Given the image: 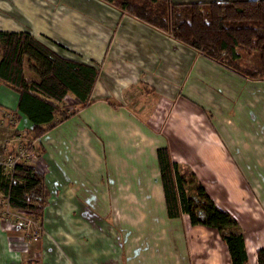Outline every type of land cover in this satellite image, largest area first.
I'll return each instance as SVG.
<instances>
[{
	"label": "crops",
	"instance_id": "crops-1",
	"mask_svg": "<svg viewBox=\"0 0 264 264\" xmlns=\"http://www.w3.org/2000/svg\"><path fill=\"white\" fill-rule=\"evenodd\" d=\"M13 1L17 10L5 15L14 21L0 30H28L61 55L95 64L99 74L88 104L37 138L41 164L28 163L44 176L42 231L34 248L21 253L0 216V264H128L127 241L141 235L137 264H189L196 248L185 231L215 230L190 224L186 214L167 215L160 146L200 179L218 205L221 194L238 198L243 189L264 210V79L241 76L98 0H46L42 15L39 0H32L33 18L18 11L25 0ZM20 16L31 29L22 27ZM38 17L53 41L34 30ZM76 47L82 56L69 51ZM28 70L25 59L26 76L37 79ZM16 102L17 93L0 82V121L3 111L14 114ZM14 115L19 128L30 129ZM128 228L135 232L129 235Z\"/></svg>",
	"mask_w": 264,
	"mask_h": 264
},
{
	"label": "trees",
	"instance_id": "trees-1",
	"mask_svg": "<svg viewBox=\"0 0 264 264\" xmlns=\"http://www.w3.org/2000/svg\"><path fill=\"white\" fill-rule=\"evenodd\" d=\"M103 1L170 32L241 76L264 79V0ZM252 53L257 54L259 66L242 62V55ZM25 59L37 79L26 76ZM98 74L95 64L61 55L28 30H0V82L17 93L14 114L30 123L29 131L36 138L88 104ZM156 158L167 215L186 214L190 224L215 230L226 247L229 264H248L245 237L235 229L236 218L212 199L192 171L187 175V170H181L167 146L156 149ZM12 174L10 183L0 174V188L9 206L41 220L44 176L21 158ZM190 183L192 194L187 189ZM254 261L264 264V247L256 249Z\"/></svg>",
	"mask_w": 264,
	"mask_h": 264
},
{
	"label": "rangeland",
	"instance_id": "rangeland-1",
	"mask_svg": "<svg viewBox=\"0 0 264 264\" xmlns=\"http://www.w3.org/2000/svg\"><path fill=\"white\" fill-rule=\"evenodd\" d=\"M98 1L103 4V6L111 8L114 7L113 5H110L103 0ZM32 3H34L32 0H25V2H21L20 5L23 6L20 7L18 11L22 12V14L27 13L28 15H30V18H33L32 15H35L36 7L31 9L30 4ZM38 3L39 7L37 11L44 9L43 5H47L46 0H39ZM13 9L17 10V5L13 0H0V28H8V22L13 23L14 20L8 19L5 15L6 11H11ZM73 10L75 11L74 8L68 7V12H71ZM15 12L17 11L11 12L8 15L10 17H15ZM42 12L43 11H40V15H42ZM122 12L126 11L122 10ZM80 13L82 14V12ZM126 13L133 16L129 12ZM58 14L59 12L55 11V15ZM73 14L79 16L78 12ZM83 15L87 17L88 21H90L91 18H94L91 14ZM17 19L18 22H22L23 28H30L31 23L28 22L27 18L25 19V17L23 18L20 16ZM97 19L102 22L101 16H99ZM33 24L35 26L34 30L39 36L43 37L45 41H53L52 39L47 37L44 31L42 32V27L44 26L43 17H38L37 19H35ZM19 26L20 25H17L16 27ZM10 27L15 28L13 27V25H10ZM165 32L169 36L173 37L170 32ZM59 42L60 41H58V43ZM51 43L57 45L59 49H65L62 45L58 44L57 42ZM76 49V51L72 49H70L69 51L72 55L82 56L81 50H79V48L77 47ZM242 62L250 66H259V58L255 53H252L250 55H242ZM28 74L30 76L34 75L30 69L28 70ZM35 76L37 77L36 74ZM66 103L67 102H63L62 104L66 105ZM2 114L3 118H1L0 121V160H3L8 156L18 155L21 159L26 162H33V164L36 165L41 164L39 163L40 159L38 158L40 153L38 152L37 148V138L29 130L24 129L22 125L21 126L23 128L18 127L20 126V124L18 123L19 117L15 115L9 117V115L5 111H3ZM17 128H19L20 130H18ZM27 145H31V151L27 149ZM28 150L32 153H35V156L33 157V155H27L26 152ZM181 170L186 171L187 169L186 167L181 166ZM185 174L188 175L189 171H186ZM196 179L200 181L198 177H196ZM192 184L193 183H190L187 186V189L191 194L192 192L190 190H192ZM242 185L245 184L243 183ZM240 191H242L243 193L241 194V197L238 198H233L232 196L226 198L224 194H221V197L218 199V203L220 205L225 204L227 210L236 218L238 225L235 227V229L244 234L246 246L248 248V264H255L254 260L256 249L259 247H264V210L258 207L256 203V198L253 196L252 193L245 190L243 191V189H241ZM2 194L3 193H0V214L3 217V210L5 208V204ZM8 210L10 211V213L7 214L9 217H3L6 220V223L4 222V226L6 227L7 231H14V233L16 234L14 239L18 241V250L23 253L22 251L25 252L28 249L34 248L31 247V243L35 242L38 239L39 234L42 231V227L38 226V217H36L34 214H30L29 212H25L26 214L16 213L15 209L9 207ZM18 222L21 224H19ZM87 222L88 225H86V227L88 228L89 226H91V224H89L90 222L88 220ZM128 231L130 232L129 235L135 232L133 228H128ZM185 232L193 234L194 246L196 248V256L192 259L193 262L190 258H188L189 264H229V261L227 259L228 254L226 253L227 251L225 252L224 250L225 245L214 231H209L201 227H197L195 229H188ZM123 242L126 243V240H123ZM142 244V235L141 238L127 241V247L131 249L128 264H137V254L135 253V248L139 249ZM117 249L119 248L114 247L113 250L115 251ZM99 261H102V259H99Z\"/></svg>",
	"mask_w": 264,
	"mask_h": 264
},
{
	"label": "built area",
	"instance_id": "built-area-1",
	"mask_svg": "<svg viewBox=\"0 0 264 264\" xmlns=\"http://www.w3.org/2000/svg\"><path fill=\"white\" fill-rule=\"evenodd\" d=\"M9 117L14 116V114L8 113ZM31 145H27V149L30 150V148H28ZM27 151L26 154L27 155H33V157L35 156V153H32L30 151ZM20 159V156L18 155H14V156H8L7 158L0 160V174L3 175V177L5 178L6 181H8L9 183L11 182V180L13 179V174L12 171L16 165V163L18 162V160ZM2 168V169H1ZM3 199H4V204H5V208L3 210V217H9L7 214L10 213V211L8 210V207L11 208L9 206V202H8V196L6 194H2ZM16 213H24L27 212L26 210L23 209H15ZM30 214H32L31 212H29ZM0 216L2 217V215L0 214ZM2 217V218H3ZM4 222L6 223L5 218H3ZM19 223V222H18ZM21 224V223H19ZM14 225V224H13ZM39 226V225H38Z\"/></svg>",
	"mask_w": 264,
	"mask_h": 264
}]
</instances>
